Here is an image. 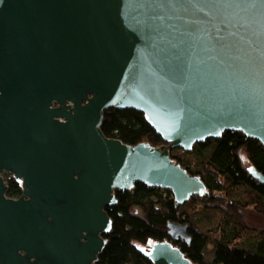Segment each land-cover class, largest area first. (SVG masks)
Instances as JSON below:
<instances>
[{
    "label": "water",
    "instance_id": "95a60500",
    "mask_svg": "<svg viewBox=\"0 0 264 264\" xmlns=\"http://www.w3.org/2000/svg\"><path fill=\"white\" fill-rule=\"evenodd\" d=\"M110 108L142 113L168 145L105 137ZM225 131L264 148V0H0L3 259L94 264L114 192L142 183L178 206L205 195L168 148ZM3 173L21 185L18 199L4 196ZM166 227L190 242L187 225ZM144 256L192 264L169 242H149Z\"/></svg>",
    "mask_w": 264,
    "mask_h": 264
},
{
    "label": "trees",
    "instance_id": "16d2710c",
    "mask_svg": "<svg viewBox=\"0 0 264 264\" xmlns=\"http://www.w3.org/2000/svg\"><path fill=\"white\" fill-rule=\"evenodd\" d=\"M100 130L126 145L147 143L161 149L168 145L142 113L131 109L105 110ZM168 151L175 164L202 181L206 194L178 206L169 190L142 183L115 191L116 204L105 209L111 229L102 235L106 243L94 264H152L144 256L149 242L171 243L192 264H264V186L246 171L254 167L264 176L263 146L239 131H225L194 144L190 151L175 147ZM4 180L7 196H18L20 185L6 174ZM246 211L258 215L262 226L250 228ZM168 222L187 225L190 242L172 241ZM242 240L248 249L233 247Z\"/></svg>",
    "mask_w": 264,
    "mask_h": 264
},
{
    "label": "rangeland",
    "instance_id": "374dc122",
    "mask_svg": "<svg viewBox=\"0 0 264 264\" xmlns=\"http://www.w3.org/2000/svg\"><path fill=\"white\" fill-rule=\"evenodd\" d=\"M242 160L246 166H248L245 156H242ZM247 214V221L251 227H261L262 221L259 216H256L255 214L246 213ZM233 247L238 249H248L249 247H246L245 241H239L238 243H235ZM146 251H148V247H145Z\"/></svg>",
    "mask_w": 264,
    "mask_h": 264
},
{
    "label": "flooded vegetation",
    "instance_id": "af4514ba",
    "mask_svg": "<svg viewBox=\"0 0 264 264\" xmlns=\"http://www.w3.org/2000/svg\"><path fill=\"white\" fill-rule=\"evenodd\" d=\"M4 174H6V175H8V176H10L11 178H13L10 174H7V173H3L2 174V178H3V181L5 182V184H6V181L4 180ZM14 180V179H13ZM15 181V180H14ZM16 182V181H15ZM19 184V183H18ZM20 185V184H19ZM6 186H7V184H6ZM20 187H21V185H20ZM6 192H7V190H6ZM6 192H5V194H4V196L6 197V198H8V199H18L20 196H21V194H22V190H21V192H20V194L18 195V196H16V197H9V196H7V194H6ZM101 237H102V235H101ZM103 238V237H102ZM104 239V238H103ZM105 240V239H104ZM105 246V245H104ZM104 248V247H103ZM102 251V250H101ZM18 253L20 254V256H23V255H25V253H24V251H22V250H20V251H18ZM97 259V258H96ZM33 261V258H31V259H28V261L26 262V263H22V264H31V262ZM0 264H12V261H11V259L10 260H7V259H3L2 257H0Z\"/></svg>",
    "mask_w": 264,
    "mask_h": 264
},
{
    "label": "crops",
    "instance_id": "0c3cea01",
    "mask_svg": "<svg viewBox=\"0 0 264 264\" xmlns=\"http://www.w3.org/2000/svg\"><path fill=\"white\" fill-rule=\"evenodd\" d=\"M248 212L251 213V214H255V213H253V212H251V211H246V212H245V217H246V218H245V221H246V224H247L250 228L253 229V228H255V227H251V226L249 225L248 221H247V214H246V213H248ZM255 215H256V214H255ZM256 216H258V215H256ZM261 221H262V220H261Z\"/></svg>",
    "mask_w": 264,
    "mask_h": 264
}]
</instances>
